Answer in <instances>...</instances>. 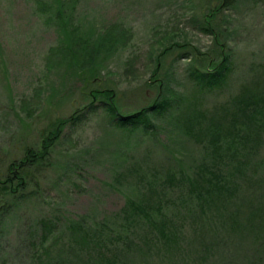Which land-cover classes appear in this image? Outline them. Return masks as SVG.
Listing matches in <instances>:
<instances>
[{
  "label": "rangeland",
  "instance_id": "obj_1",
  "mask_svg": "<svg viewBox=\"0 0 264 264\" xmlns=\"http://www.w3.org/2000/svg\"><path fill=\"white\" fill-rule=\"evenodd\" d=\"M40 1L54 0H0V181L26 148L41 151L56 124L76 117L52 135L51 155L32 168L36 195L29 191L5 216L0 264H18L4 253L18 248L17 227L23 222L27 231L33 217L58 226L45 245L50 264H72L70 223H114L136 188L150 196L147 188L179 161L193 170L213 147L200 134L210 122L231 129L225 137L240 145L228 152L220 147L224 137L218 151L247 154L248 178L264 198V0H74L64 8L65 25ZM206 23L212 31L202 29ZM225 58L232 70L219 86L202 89L191 79V71ZM103 89L113 91L119 114L171 102L150 113L153 127L124 129L108 102L91 95ZM233 118L245 122L239 131ZM7 198L0 191V205ZM251 233L248 241L261 245L244 252L241 234L224 241L217 248L222 264H248L258 253L264 264V231Z\"/></svg>",
  "mask_w": 264,
  "mask_h": 264
},
{
  "label": "trees",
  "instance_id": "obj_2",
  "mask_svg": "<svg viewBox=\"0 0 264 264\" xmlns=\"http://www.w3.org/2000/svg\"><path fill=\"white\" fill-rule=\"evenodd\" d=\"M41 4L49 7L51 20H59L65 25L68 18L64 8L73 6L75 1H40ZM222 5H227V1ZM210 27L206 23L202 29L212 31ZM231 70V62L225 58L215 64H208L204 69L191 71V79L202 89L213 88L225 82ZM91 95L94 100L102 97L108 102L106 106L109 112L124 129L153 127L150 113L164 111L171 102L170 99L158 100L154 107L119 114L113 102V91L96 90ZM75 117L71 116L56 124L52 135H56L66 121H74ZM216 123L201 126L202 141L213 145L211 150L204 153L202 158L205 161L193 170L183 165L185 161H179L177 170L168 172L166 178L152 182L154 185L147 188L151 192L150 196L147 192L143 196L136 188V196L128 197L119 213L112 216L116 224L109 223L106 218L99 223H89L85 217L71 222L76 232L74 250L77 251L74 260H71L72 264H181L182 260L186 264L189 258L194 259L193 264H222L223 255L221 251L217 252V248L224 241H230L231 244L233 237L241 234L239 248L244 252L252 251L256 244L261 245V242L248 241L251 239L248 236L251 234L252 237L251 231H264V198L261 194L257 198V188L252 186L248 178L247 154L239 151L233 156L218 151V145L230 134L231 129L224 131L223 125ZM232 123L238 131L241 129L238 124L245 125V122H237L234 118ZM188 124L187 134L192 136L196 126L194 122ZM52 135L47 137L50 142L44 144L41 151L26 148L21 162L13 163L9 175L0 181V191L9 195L0 205V227H3L4 218L11 212L13 205L26 203V199H30L29 191L33 195L38 192L37 189L34 192L29 190L34 172L32 168L41 167L47 156L51 155L49 147L53 143ZM225 138L226 142L220 147L227 148L228 152L232 146L240 145L230 135ZM255 183L258 186L263 181ZM53 226L54 223L47 217H33L28 223V230L24 231L26 229L21 222L17 227L18 248L10 247L4 255H8V260L15 255L18 264H50L49 253L44 250L47 251L45 245L54 238L53 229L58 226ZM81 252L84 254L81 255ZM231 256H228V260ZM247 263L263 264V258L258 253Z\"/></svg>",
  "mask_w": 264,
  "mask_h": 264
}]
</instances>
